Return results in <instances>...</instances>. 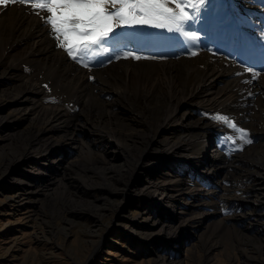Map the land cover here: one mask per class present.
I'll return each instance as SVG.
<instances>
[{
	"label": "rangeland",
	"instance_id": "374dc122",
	"mask_svg": "<svg viewBox=\"0 0 264 264\" xmlns=\"http://www.w3.org/2000/svg\"><path fill=\"white\" fill-rule=\"evenodd\" d=\"M239 1L241 12L248 16L243 3L254 2ZM236 3L238 4L237 0ZM232 5V0H206L204 6L197 5L198 11L189 7L192 20H188L187 28L184 30L188 34L196 33V25L202 23V18L196 19L195 14L222 16L230 13L228 9ZM169 6L174 8V5ZM15 7L22 14L25 12L28 19H35L34 33L42 34L39 36L34 34L33 40L26 39L12 49L8 47L9 44L6 47V42L19 40V37L13 36L10 39L7 29L0 33V97L7 100L0 108V116L3 118L0 123V264H264V176L255 171V169L259 170L264 159L256 161L243 159L245 168L248 167L246 170H251L254 178L245 176V170L238 172L236 185L228 188L227 192L221 188V182L213 178L211 184L204 185L202 195H199L201 192L193 191L194 194H187L185 191L178 192V189L183 181H186L183 190H188L192 188L193 181L199 177L207 178L203 173L206 168L192 165L194 171L190 169L192 171L179 175L176 164H181L183 161L173 158L175 155L181 157L184 153L188 156L190 152L196 151V148H185L182 153L168 154L164 153V150L163 152L159 149L153 150L154 147L151 149L149 145L151 136L148 131L136 132L129 130V126L122 128L123 134L119 133L122 143L111 136L109 129L104 130L102 127V133L97 132L93 135L95 127L84 125L80 128V140L76 138L73 129L72 136L77 143L64 144L63 141L57 143L58 151L52 150L47 159L38 150L22 154V149L16 141L18 134L27 130L28 132L23 135L28 136L31 132L28 125L35 131L50 123L46 120L31 123V117L37 111L29 115L22 109L28 106V102L19 104L13 94L3 95L9 88H16V93L20 95L21 90L17 85L22 81H27L32 86L38 83L41 86L44 83L47 87L43 88L42 85L43 91H36L32 96L34 101L43 108L63 110L61 116L55 122H51L50 125L55 127L44 139L51 142L57 140V137L65 136L66 132L75 126L80 110L82 111L86 106L108 103L116 97L115 91L121 90L120 86H104L98 80L101 74L113 69L111 64L121 62L123 59L136 60V56H139V59L156 61L172 56L186 59L194 57L203 52L201 43H206V34L200 33L199 42L196 38L189 39L187 36L181 37L177 42L175 34L179 31L174 25L160 27L132 25L131 28L135 31L116 35L122 28L128 27L117 21L107 38L109 44H98L90 50L77 49L78 61L66 55L67 58L59 63L61 67L65 65L77 72L81 71L82 76L87 77V81L91 83L89 95H80L79 93L82 92L78 90L75 97L71 96L72 93L66 92V88L58 87L55 79L53 81L51 78L47 79L39 71V67L44 65L48 67V71L54 69L55 65L50 64L53 55L65 51L57 46L54 36L50 34V26L44 20L47 13L33 14L31 8L19 3L7 5L6 11ZM106 8L109 12L115 10L111 4L106 5ZM233 8L235 9V5ZM251 15V18L256 17V14ZM191 21H194V24ZM215 29L217 28H213ZM113 36H115L114 42ZM222 45L216 47L221 49ZM114 46H124L118 58L111 55ZM30 47L39 66H30V63L27 64L22 59ZM127 52L132 54L125 56L124 53ZM39 53L43 55L40 56ZM130 69L137 77V73L144 74L147 66L141 65ZM181 74L184 78V73ZM131 85L134 83L131 82ZM260 86L257 82H253L245 95H238V100L233 104L225 105V115L231 121L233 120L231 116L243 112L239 120L247 128L245 138L251 139L252 142L256 140L257 143L264 138V133L261 131L264 130L262 125L264 111L261 109L264 106V93L256 90V87ZM259 96H262L261 101L257 100ZM211 104L217 105L216 102ZM116 108L120 111L118 107ZM204 109L194 115H188L187 112L191 110L188 106L177 119L182 126L173 132L175 136L167 132L162 139L165 140L167 136L184 137L183 123L191 121L195 123L199 121L208 126L219 125L229 128L235 137L226 130L213 131L211 135L216 139L215 148L220 149L224 157L233 155L238 160L244 153L241 146L248 142L233 141L232 139L240 138L241 135H236L232 128L216 122L220 108L204 107ZM22 112L24 115L21 118ZM121 112L129 113L125 108ZM141 122L140 126L146 128ZM109 126L117 128L111 124ZM239 128L243 129L242 126ZM100 134L102 141L93 146L91 143ZM133 141L139 142V147L135 152L132 151L131 155L137 157L142 154L144 156L142 165L150 168L148 164L156 161L163 166L148 171L147 176L145 172L140 173V179L131 182L123 191L122 188L125 187L124 183L128 178H125L124 183H116L115 179L122 177H118L116 170L110 169L109 172L107 170L111 164H124L125 154H128L126 148L130 150ZM14 149L15 152L17 151L16 155L21 157L15 161V153H12ZM209 149L207 150L210 153L216 152ZM59 151H64L62 156L64 161L69 160L68 165L62 164L57 170L53 163L51 170L48 165L61 155ZM236 163L239 164L238 161ZM102 167L107 168L104 177L105 174L113 176L111 184L103 182L105 180L101 173ZM207 167L211 168V165ZM218 177H221V174H218ZM145 179L157 183L163 181L168 190L165 194L169 199H165V202L158 201L156 205L155 198L159 199V195L154 193H151L152 196L145 195L141 191V182ZM253 180L255 182H252ZM213 188L218 190L217 198L223 193V197L227 199L222 201L224 205L222 210L216 209L214 205L206 207L197 203L201 198L207 200V191ZM256 197H261L263 201L261 205L253 203ZM227 205L234 208L230 213H226ZM196 224L198 226H195ZM220 225H222L221 233L223 232L221 237L218 235L220 239L217 237L219 240L215 238L212 241L208 240L212 230ZM167 235L171 236L170 239ZM175 250L180 253L175 254Z\"/></svg>",
	"mask_w": 264,
	"mask_h": 264
},
{
	"label": "bare ground",
	"instance_id": "6f19581e",
	"mask_svg": "<svg viewBox=\"0 0 264 264\" xmlns=\"http://www.w3.org/2000/svg\"><path fill=\"white\" fill-rule=\"evenodd\" d=\"M237 1L238 4L236 3V0H232L233 5L228 9L230 10V13L222 16H216L215 14H195L196 19L202 18V23L196 25V33H193L197 42H199L198 40L201 38L200 33L206 34V43L200 42L202 44V53L197 54L194 57H188L187 59L182 58L181 56H172L165 58V60L162 61H156L153 59L148 60L144 58L136 60L123 59L121 62L111 64L110 66L113 69L107 70V72L101 74L98 80L101 81V85L120 86L121 90L115 91L116 97L108 101V103H105L107 105L100 103L94 106H86L82 111L80 110L74 123L75 126H72L71 129L66 132L65 136L57 137V140H52L51 142L44 141L46 135L55 127L50 125L51 122H55L56 119L61 116L63 110L43 108L39 103L35 102L32 97L37 90L43 91L45 84L42 83L44 86L42 88V85L40 86L39 83L37 85L33 84L34 86H32L29 82L22 81L20 85H17V88L21 90L20 95L16 93V88L6 89L5 93H3L4 96L13 94L17 99V103L21 104L28 102V106L22 108L23 112L32 115L31 113L33 111H37L36 114L31 117V123H36L39 120H46L50 123L35 131H33V128L28 125V129L31 131L28 136L23 135L25 132H28L27 130L18 134L19 136L16 137V141L22 149L21 153L28 154L31 151L38 150V152H41L44 155V158L47 159L52 150H57V143H62V141L64 144L77 143L76 139L72 136L74 133L73 129L75 130L76 138L80 140V128L84 127V125H90L93 128L95 127L93 135L97 132L102 133V127L104 130L109 129L111 136L122 143V140L119 138V133L123 134L122 128L124 126H129V130L136 132L140 130L148 131L151 136L149 145L151 146V149L154 147L153 150H164V153L168 154L170 152L182 153L185 148H196V151L190 152L188 156H185L184 153L181 157H178V155L173 157L174 159L179 158L183 161H181V164H176V171L180 172L179 175H183L187 171H192L190 170L193 169L192 165H200L206 168L205 171H202L207 178L199 177V179L193 181L192 188L190 185L191 189L188 190H183V188H185L184 185H186V181H183L178 192L183 193V191H185L187 194H194L193 191H196L199 193L201 192L199 195H202L204 185L211 184L213 178H216L219 183L221 182V188L224 192H227L228 188L236 185L238 172L243 170H245V176L254 178L253 172L251 170H246L248 167L245 168L243 159L251 161L252 159L254 161L264 159V138L260 139L259 143L255 140L254 142L243 144L241 148L244 153L238 160L236 157H233V155L230 157H224L220 149L215 148L217 144H215L216 139L211 135L213 134V131L226 130L228 134L235 137L229 128L222 126L219 127V125L208 126L199 121L196 123L191 121L186 124L183 123L184 137L173 138L167 136L165 140L162 139L167 132L169 134L171 133L172 136H175L173 132L182 126V124L178 123L177 119L179 116H182V112L188 106L191 107V110L187 112L188 115H194L199 110H205L204 107H218L220 108L219 115H225V105L233 104L238 100V95H245L248 89L251 88L253 82L260 84L261 86L256 87V90H261L264 93V0H251L254 3H243V5L246 6L245 10L249 14L248 16L241 12L242 9L239 5L240 1ZM234 5L235 9L233 8ZM6 7L7 6H0V13L2 14L0 16V33L7 29V31H9L10 39L13 36L15 38L19 37V40L6 42V47L9 44L8 47L13 49V47L26 39L33 40L32 37L34 34L35 36L42 34L40 32L34 33V26L36 25L35 19H28L26 16L27 14L24 11L22 14L16 7L10 8L7 12ZM251 14H256V17L251 18ZM229 20L230 22L228 23ZM191 22L194 24V21ZM184 28L186 29L187 26H183V29L175 34L177 42L180 41L183 36L193 39ZM213 28L217 29L213 30ZM217 45H222L221 49L217 48ZM31 50L32 48L30 47L29 51L22 57V59L25 63H30V66H39V62L34 58ZM44 50H46V48ZM171 51L173 52V50ZM39 55L41 56L43 53H39ZM66 55V51L55 53L50 63L54 64L55 68L48 71V67L44 65L39 67V71H41L47 79L51 78L52 81L55 79L56 85L58 87L61 86V88H66V92L69 94L72 93L71 96L73 95L76 97L78 90L79 92H82L79 93L80 95H89L88 91L91 83L87 81V77H83L81 71L77 72L65 65L62 67L59 65L60 62H63V60L67 58ZM141 65L147 66V69L144 71V74L137 73V77H135L130 71V68H136ZM182 72L184 73V78L182 77ZM131 82H133L134 85H131ZM221 83H223L222 86L220 85ZM5 100V98L0 97V108L3 107L2 104H4ZM257 100L261 101L262 96H259ZM214 102H216L217 105L211 104ZM115 107H118L120 111H117V108L115 109ZM123 108L128 109L129 113L127 114L125 112V114H123L124 112H121V110L123 111ZM261 109L264 111V106L261 107ZM23 112L21 113V118L24 115ZM242 113L243 112H239L237 115L231 116L232 119L236 121L234 122L232 120V122L237 125V128L242 126L243 130L247 133V128L243 126L241 120H239ZM2 119L3 118L0 116V123L2 122ZM142 120L144 121L141 122ZM140 122L146 128L141 127ZM107 124H111L117 128H112L111 126L108 127ZM262 125H264L263 118ZM261 131L264 133V130ZM234 133L239 136L241 135V137L234 138L232 139L233 141L242 140L247 142L248 139L245 138L242 132L234 131ZM26 137L29 139L27 138V140H25ZM93 141L94 142L91 143L92 145L100 143L102 141V135L100 134L99 137H96ZM138 147L139 142L133 141L131 149L129 150L126 148L128 154H125L124 158L126 159L124 164H111L110 168L107 170V172H109L110 169L116 170L118 177H122V179H115L116 183H124L125 178H128L124 183L125 187L122 188L123 191L130 186L131 182L140 179V173L145 172L147 176L149 175L148 171L163 166L160 162L156 161L148 164L150 168L142 165V160L144 159L142 154H139L137 157L131 155L132 151L135 152ZM208 148H210L209 150L216 152L210 153V151L207 150ZM13 152L16 157H14L15 161L20 156L16 155L17 151L15 152V149L12 153ZM59 152L61 154L60 156H62L63 152ZM57 155L59 156L58 153ZM60 156L48 165L51 170L52 166H54L53 163H55V166L57 167L56 169L58 170L60 169V165L67 164L69 161L68 159L67 161H64V157ZM236 161H238L239 164H237ZM210 165L211 168L207 167ZM249 167L252 168V166ZM92 169L94 170V167ZM106 169L107 168L102 167L101 170L105 180L103 182L111 184L113 176H107L105 174L106 177H104ZM212 169L214 170L212 171ZM255 171L264 176V163H261L259 170L257 171L255 169ZM40 172L44 173L42 170H40ZM218 174H221V177H218ZM255 180L252 182H255ZM80 183H82V181H80ZM141 183V191L143 194L152 196L151 193H154L155 195L160 196L159 199H157V197L155 198L157 201L156 205H158V201L169 199L165 194L168 190L163 181L160 180L157 183L153 180L145 179V181ZM207 193L208 199L202 200L201 198L197 203L206 205V207L214 205L216 209L219 208L218 210H222L224 208L222 201L227 200L223 197V193L220 195V198H217L219 195L218 190H214V188L209 192L207 191ZM262 202L261 197H256L253 203L261 205ZM185 203L186 202L184 201V204ZM165 204L167 205V203ZM203 216L204 215L202 214L201 217ZM195 226L198 225L196 224ZM218 226L215 230H212L213 236L209 235V238L211 239L208 238V240L212 241L214 238L217 240L220 239V235L223 233H221L222 225H220V227ZM170 233H172V231ZM170 233L168 232V234ZM170 237V235H167V238L170 239Z\"/></svg>",
	"mask_w": 264,
	"mask_h": 264
},
{
	"label": "snow or ice",
	"instance_id": "6c2138e0",
	"mask_svg": "<svg viewBox=\"0 0 264 264\" xmlns=\"http://www.w3.org/2000/svg\"><path fill=\"white\" fill-rule=\"evenodd\" d=\"M17 3L31 8L33 14L47 13L44 20L50 26V34L54 36L57 46L64 49L74 61H78L77 49L90 50L98 44L110 43L107 38L117 21L128 27L122 28L116 35L135 31L131 28L132 25L151 27L174 25L176 30L180 31L192 18L188 8L198 11L197 5L204 6L206 0H0V6ZM108 4L114 6L115 10L109 12L106 8ZM169 5H174V8ZM112 41H115V36ZM122 47L124 46H114L111 55L118 58ZM131 54L124 53L125 56ZM216 122L247 136L246 131L237 128L226 115L217 114ZM247 142L251 143L252 140L249 139Z\"/></svg>",
	"mask_w": 264,
	"mask_h": 264
}]
</instances>
